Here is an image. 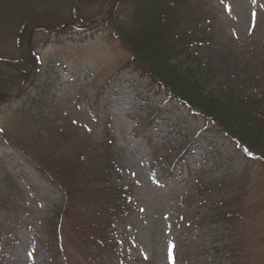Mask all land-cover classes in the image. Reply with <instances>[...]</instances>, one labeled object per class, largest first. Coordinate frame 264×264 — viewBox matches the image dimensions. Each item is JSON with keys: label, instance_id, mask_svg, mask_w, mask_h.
<instances>
[{"label": "rangeland", "instance_id": "obj_1", "mask_svg": "<svg viewBox=\"0 0 264 264\" xmlns=\"http://www.w3.org/2000/svg\"><path fill=\"white\" fill-rule=\"evenodd\" d=\"M200 1L206 34L192 49L216 75L202 84L176 53L156 68L137 0H0V264H51L44 240L62 194L44 170L59 174L58 162L71 161L79 173L62 182L80 188L81 199L107 156L106 185L123 188L104 217L116 258L108 262L109 249L101 262L89 257L71 222L87 230L96 212L80 211L62 217L56 264H264V117L256 119L264 109V0ZM150 70L175 93L211 102L221 125ZM221 93L251 99L256 113ZM185 149L182 165L197 175L165 176ZM203 182L228 198L223 217L198 195ZM221 218L230 223L224 238Z\"/></svg>", "mask_w": 264, "mask_h": 264}, {"label": "trees", "instance_id": "obj_2", "mask_svg": "<svg viewBox=\"0 0 264 264\" xmlns=\"http://www.w3.org/2000/svg\"><path fill=\"white\" fill-rule=\"evenodd\" d=\"M136 4L138 6V9L142 10L141 15L138 11L137 13L141 16L142 24L144 25L142 27L143 30H141L139 34L140 36H142V39H144V41H142L145 44L150 43L151 45L152 43L154 45L151 46V49H154L152 55H155L154 59L156 60V68H162L164 64L169 65V60L168 57H166V54L170 55L171 53H176L178 55H181L182 57H185L186 62L190 63V68L187 69L186 67V73L190 74V76L194 78L196 76L199 80V84H202V79L208 82L211 81V79L216 78V75L213 74L212 70H203L199 66L200 62L196 58V55L194 54L195 52L192 49V43L196 44L198 42H201L205 37L204 34H206L205 22L207 19H202L201 15L198 14L200 11L202 12L204 8L200 0H137ZM138 39L139 38H137L136 41ZM141 49L139 50L141 51ZM190 58L192 60H190ZM135 61L138 62V60ZM171 66H175L176 68H180L179 66H181L182 68H184L182 63H177ZM149 73L151 75V79L155 81V83H159L162 87H165L181 103L185 104L188 108L194 110L206 119H211L216 123L217 126L221 125L216 116L217 112L213 111V109L209 107L210 105H212L211 102L205 101V104H202L200 102V96L194 95V92L188 91V89L185 87L184 89H186L191 95H186L184 93H175L173 89L167 84L165 79L157 78L153 74L152 70H150ZM152 77L157 80H154ZM235 91L236 90H234V92ZM20 95L23 94L21 93ZM219 96H221V98L223 99L229 100L232 103L230 105L235 104L242 106L250 117L254 113H256L255 111H257L253 108V105L256 104V102H253L251 99H240L237 96L238 98L234 101L232 94L229 93H221L219 94ZM3 100H5L4 97L1 98V101ZM35 100L37 101L36 98ZM259 104L264 105L263 103ZM152 105L154 106L155 103ZM205 105L209 106L206 107ZM256 114L258 117L255 118L260 120L261 117H264L262 116L264 115V109L262 110V112H257ZM183 129H185L184 131H186L185 126L183 127ZM225 130L226 133H230L228 128H225ZM217 151V149L214 150L213 155H215ZM187 153L188 152H186V149L181 153H177V155L169 161L171 162V164H169L168 168L165 169V171L167 172H165L164 175L171 176L174 175V173H176L177 171V174L179 176H173L174 178L185 176L187 172H189V175H197V172L192 170V166L189 163H187L186 165H182L185 163ZM107 158L106 160H104V163L102 164L103 166L99 170V175L101 176L100 179H102V181L97 178L93 179V184L89 185L90 187H88L87 189L89 191L87 195L90 198L86 194L84 195L83 192L80 195L85 204H83L82 200L78 197L79 193L81 192V190H79L80 188L71 184H68V186H66L62 182L65 181V177L68 174L75 175L79 173L76 167L71 166V161V165L69 162H58L59 167L57 169V172H60L59 174L55 173L52 175L44 170V172L46 173L45 175L51 181L56 191L62 194V196L56 201V205H54V221L52 222L50 228H47L46 237L44 240L45 246L49 251L51 264H56L58 258L63 257L61 256V254H63V251L59 243L60 223L62 221V217L65 216L67 218H70L72 215H82L80 211H87L90 214L96 212V224H93L91 221H87V230L84 229L85 222L82 223V226L84 227L78 226L75 222H71L73 231L78 236H80L81 239L84 240L85 243H87V245L89 246V257L96 262H101V259H104L103 257H105V252L109 249V256L107 258L108 262H113L116 258L115 249L110 248V238L107 232L109 227L108 223L105 222L104 217L109 218L108 210L120 205V193L122 192L123 188L119 186L114 187L111 184L106 185V183L110 181V175L113 170V166H111L112 162L110 161V159L113 157L107 156ZM221 163H218V161L216 162L218 167L221 166ZM223 165L224 164L222 163V166ZM224 178L225 179L223 180L226 181V179H229V176H224ZM196 181L199 182V179H197ZM102 183H105V185H101L100 187L99 184ZM198 189V192H201L203 194L198 195L207 206V210L216 215L217 213H220V216L223 217V215L225 214L224 212L227 211L226 205L228 198H225L220 188L215 184L203 182L201 186L198 187ZM82 204L84 205V207ZM97 208H99L102 213H97ZM212 226L214 225L212 224ZM216 226L221 227V231L217 234L219 238L226 237L230 232V230L227 231V229L230 227V223L225 218H221L218 221V225ZM92 228L96 233L90 232V229Z\"/></svg>", "mask_w": 264, "mask_h": 264}, {"label": "snow or ice", "instance_id": "obj_3", "mask_svg": "<svg viewBox=\"0 0 264 264\" xmlns=\"http://www.w3.org/2000/svg\"><path fill=\"white\" fill-rule=\"evenodd\" d=\"M247 151V150H246ZM249 155H251V153H249ZM171 252L169 253V259L171 260Z\"/></svg>", "mask_w": 264, "mask_h": 264}]
</instances>
